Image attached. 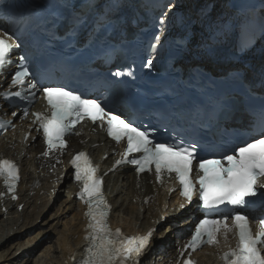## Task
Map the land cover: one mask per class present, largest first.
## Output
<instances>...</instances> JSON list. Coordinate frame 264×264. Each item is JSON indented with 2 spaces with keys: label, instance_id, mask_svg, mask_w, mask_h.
Here are the masks:
<instances>
[{
  "label": "snow or ice",
  "instance_id": "6c2138e0",
  "mask_svg": "<svg viewBox=\"0 0 264 264\" xmlns=\"http://www.w3.org/2000/svg\"><path fill=\"white\" fill-rule=\"evenodd\" d=\"M8 7L9 5H4V8ZM69 7L71 15L68 30L74 33L87 23L88 12L101 8L102 5L100 0H73ZM163 15L166 16L167 13ZM11 19L14 24L18 25L20 22L19 18ZM180 23L185 25L189 21L181 20ZM160 24H164L163 18L160 19ZM12 35L8 31L0 32V70H6L13 50L19 47L13 42ZM153 39L158 40L159 37L154 36ZM208 47L210 49V45ZM147 64L151 66L152 61L148 60ZM260 74V82L264 85V66L261 67ZM29 75L26 67L15 72L12 85H24L25 78ZM236 79H241L239 70ZM36 87L35 83L29 81L28 93L31 98L35 97L32 90ZM41 90L47 111L33 115L34 122L42 130L48 152L62 151L66 147V135L82 120L88 119L93 123L100 121L101 126L106 124L107 135L112 140L117 143L126 141V148L121 159L116 161L117 165H134L137 173L152 171L154 167L158 180L165 173H174L181 197L188 203H192L195 197L198 206L204 210L218 211L221 205L233 206L234 211L230 216L210 218L206 215L200 220L180 253L182 257L188 250L195 252L205 244L218 245L221 234L227 241L228 234L234 231L236 244L220 255L223 264H264V253L261 251L264 247V216L259 218L258 229L253 232L249 217L242 212L251 199L257 198L258 191L264 196V191H261L264 190V183L261 182L264 179V102L249 117L251 126L261 130L259 138H253L251 142L234 149V154H224L222 158H207L197 154L195 144L185 146L183 143L156 141L148 130L126 121L110 109L106 110L96 99L83 98L64 86H41ZM29 94L0 91V97L6 101L13 96L29 99ZM27 114L25 110L24 115ZM223 116L227 119L228 113L224 112ZM4 127L5 122L0 121V129ZM48 152L44 154L47 155ZM132 154L139 156L134 157ZM70 162L75 170L74 178L80 185L79 199L87 206L84 214L88 220L87 235L84 238L87 244L82 264H141L150 248L154 230H149L144 235L126 236L119 228L111 229L107 222L111 209L103 193V177L97 174L98 168L83 151L75 154ZM0 179L8 191L13 193L12 198L16 199L14 192L19 179V167L14 161L0 158ZM180 208H184L183 203ZM182 264L196 262L189 255L182 260Z\"/></svg>",
  "mask_w": 264,
  "mask_h": 264
},
{
  "label": "bare ground",
  "instance_id": "6f19581e",
  "mask_svg": "<svg viewBox=\"0 0 264 264\" xmlns=\"http://www.w3.org/2000/svg\"><path fill=\"white\" fill-rule=\"evenodd\" d=\"M96 142H102V138L100 137L97 140H93L91 138V136H88L86 134H84L83 136H80V137H73L72 138V145L73 146L78 145V147L88 148L89 146L93 145ZM7 144L8 143L6 142V140H3L0 142V153L1 152L11 153V154L13 153L11 150L6 149ZM38 146H40V144H38V142L32 144L30 149H29V152L32 153L35 150L41 151L42 148H39ZM104 151H105L104 147H99V148L94 149V152H97V153H103ZM29 161H30V159L27 157L22 158V162L25 165L26 170L28 169ZM50 161H52V159H48L46 162L37 161L35 163V171L25 173L24 180H23V183H22L21 188H20V193H21L22 197H21L20 201H18V203L15 202L12 198H10L8 196L7 197L1 196V191H3V190L1 189V183H0V217L7 214V212L6 213L2 212V207L5 206L10 211H13V213H18L19 216H23L24 217L23 219L26 222L25 226H27V224H28L27 218L28 217H32V219L34 217V220H35V218L37 220V217L39 218V216L46 215L49 212V209L47 208L48 204L46 202H43V204H40L39 207H37V204H36V201L39 198V196H38L39 192L42 189H45V187H47L48 185H43L42 187L36 188L34 179H36L39 175L41 177L42 173L44 174L48 170H50V168L47 170L48 166H46V163L50 162ZM125 175H126V177L123 180H116L112 186V193L115 194L113 197V201H114V204L116 205V209H115L114 214L116 212H122L123 215L130 216V219H129L130 223L133 222L134 218H136L138 220L140 219L139 220L140 223L136 227H132L131 224L128 225V223L127 224L123 223L125 225L124 226L121 223V221H118L115 218L114 214L112 217V221L114 224L121 223L124 226V229L126 232H130V231H133L135 229H139V230L140 229H146L148 226L154 224L155 221H157L158 219L161 218V215H162L161 212L163 211V209H162V205L160 202L162 201V199L166 198V196H165L166 193H163L162 189H157L154 185L148 183L147 178L145 176L142 177L140 180H138V179L134 178L131 173H126ZM68 178H69V176L66 175L65 180ZM39 179L41 182L47 181L45 178H39ZM110 183H111V180L109 181V185H110ZM50 187H49V190H50ZM31 191L36 192V195L30 196L32 193ZM150 193H154V201L149 206H147L144 203L143 198L145 195L150 194ZM125 194L131 198L132 197H137V198L142 197L141 209L136 214L135 217L133 214L136 210L135 206L130 201L125 203L127 198L122 197V195H125ZM57 197H58V195L56 196V198ZM120 198H122V202H119ZM34 201H35V203H34ZM22 202H25V205L29 204L27 206L29 208L28 210H30L32 208V210H30L29 213L28 212L24 213V211H25L24 209L19 212L18 205ZM55 205L56 204H53L51 206V208L54 209ZM61 206L66 207L69 210V212L72 213V215L74 217V221H76V222L71 229H70V226L72 224L70 225V222H62L61 225H63L64 229L59 230L60 220L56 219V221H55V223H57V226H56L54 232H56L57 236H58L57 243H56L58 245V248H56V255H55L56 262H57L56 264H72L73 261L75 260V258L78 257V254H79L78 248H79V245H81V243H82V228L84 225V221L82 220L83 208L79 205V203L76 200H73V199H68V200L65 199L58 207L61 208ZM46 209H48V212H46ZM15 220H17L16 221V223H17L19 219H14V221ZM126 221H128V220L126 219ZM8 223L2 222V226L6 227V226H8ZM14 225H16V224H14ZM28 226L25 228L28 229ZM50 226H52V225L50 224L48 226V228ZM11 227L12 226H10V228ZM48 228H47V230H48ZM20 229L21 228H19V230ZM67 229L69 230L68 235H66ZM47 230L39 232L37 234V236L35 237V239L39 235H41L42 233L45 234V232ZM75 234H79V237L77 239H74V237H72V235H75ZM10 235H11V232L9 231L6 234L2 235L0 237V240L7 238V237H10ZM70 235H71V237H70ZM167 243H169L171 245L169 250H171L173 252L175 246H173L172 242H170V241H167L164 244H167ZM50 249H51V247H46L45 249L42 250V252L44 254L43 258L44 257L46 258L51 254ZM210 259H213V258L210 257ZM28 261H30V259H28L27 262ZM39 264H40V261H39ZM41 264H42V262H41Z\"/></svg>",
  "mask_w": 264,
  "mask_h": 264
},
{
  "label": "rangeland",
  "instance_id": "374dc122",
  "mask_svg": "<svg viewBox=\"0 0 264 264\" xmlns=\"http://www.w3.org/2000/svg\"><path fill=\"white\" fill-rule=\"evenodd\" d=\"M39 196L42 197H40L36 201L37 207H39L40 204H43V202L46 201V199L49 197L47 193H41L39 194ZM68 196L69 195L67 193L60 195V197L56 201L55 208L53 209L50 207L49 212L48 209H46V212L48 213L46 215L39 216V218L37 217V220L36 218L34 220V217L33 219L32 217H28V229L25 228L27 226H25L26 222L23 219L24 217L19 216L18 213L9 211L4 216L0 217V237L9 231L11 232L10 237L0 240V264H39V261L40 264L41 262L42 264H56L57 262L55 255L56 248H58V245L56 244L58 236L57 233L54 232V226H50L49 228L48 226L50 224L57 225V223H55L56 219L60 220L59 230L64 229L63 225H61L62 222H70V225L74 223L73 215L64 206H62L61 208L58 207L65 199L68 198ZM123 197H126V195H124ZM130 200L134 205H136L135 213L139 212V203H137L135 199H128L127 201ZM28 209V207H25L24 213H29V211L32 210V208L30 210ZM2 212L4 213L3 207ZM14 219L19 220L16 223L17 220L14 221ZM2 222H9L8 226L3 227ZM13 223L16 225H14ZM10 226L12 227L10 228ZM19 228L21 229L19 230ZM44 230H47V233H42L35 239L37 234ZM46 234L49 235L47 236ZM46 247H51V254L48 257L43 258L44 254L42 250ZM28 259H30V261L27 262Z\"/></svg>",
  "mask_w": 264,
  "mask_h": 264
}]
</instances>
